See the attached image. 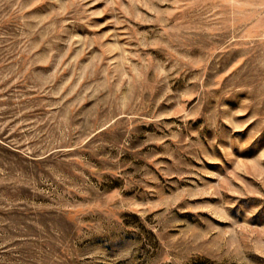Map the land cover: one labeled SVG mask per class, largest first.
I'll return each mask as SVG.
<instances>
[{
	"label": "rangeland",
	"instance_id": "374dc122",
	"mask_svg": "<svg viewBox=\"0 0 264 264\" xmlns=\"http://www.w3.org/2000/svg\"><path fill=\"white\" fill-rule=\"evenodd\" d=\"M0 264H264V0H0Z\"/></svg>",
	"mask_w": 264,
	"mask_h": 264
}]
</instances>
